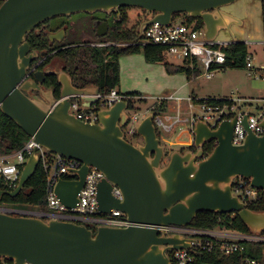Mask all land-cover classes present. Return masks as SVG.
Instances as JSON below:
<instances>
[{
    "label": "water",
    "instance_id": "95a60500",
    "mask_svg": "<svg viewBox=\"0 0 264 264\" xmlns=\"http://www.w3.org/2000/svg\"><path fill=\"white\" fill-rule=\"evenodd\" d=\"M238 0H5L0 6V109L30 137L51 153L82 162L76 179L59 177L56 196L68 209L78 202L90 166L104 173L98 186V210L125 213L126 226L98 225L96 232L73 219L44 218L41 214L4 209L2 197L17 195L35 173L40 157L34 151L26 161L14 190H6L0 173V258L14 264H172L169 249H190L180 234L160 233L156 225H188L201 211L238 213L251 231L264 232V211L251 210L233 194L232 182L242 176L251 185L264 189V134L257 135L243 118L247 137L243 144L232 142L237 117L211 128L202 119L194 123V148L172 152L169 162L161 143L153 113L136 128L142 138L133 143L124 126L129 121V102L118 100L98 111V122H86L69 112L72 97L83 107L98 102L97 86L78 87L64 70L58 73L60 98L42 83L50 71L38 70L36 80L28 70L40 55L31 51L26 35L42 22L65 15L95 13L99 10L137 7L145 11L140 27L159 22L167 25L174 15L184 13L202 19L205 37L216 39L220 30L242 24L224 9ZM264 4V0H259ZM104 21L99 36L108 33ZM65 31L50 33L61 40ZM45 54V53H43ZM38 89L42 96L26 91ZM264 126V120L262 121ZM211 152L204 147L211 141ZM117 186L121 196L114 194Z\"/></svg>",
    "mask_w": 264,
    "mask_h": 264
},
{
    "label": "built area",
    "instance_id": "2783aa9c",
    "mask_svg": "<svg viewBox=\"0 0 264 264\" xmlns=\"http://www.w3.org/2000/svg\"><path fill=\"white\" fill-rule=\"evenodd\" d=\"M5 1V0H4ZM184 13L174 15L171 23L164 25L155 22L146 26L142 33L138 32V37L131 40H100L91 43L93 46H120L133 47L145 46L148 44H158L166 47V53L169 58H174L179 62L186 60L196 61L202 69L201 75L212 77L215 72L221 69L226 62V48L238 40L219 41L217 39L208 40L205 37V28L197 26V19L190 21ZM246 42V41H245ZM247 44L251 42H246ZM264 44V41L261 42ZM250 53L247 56V67H253ZM98 102L92 107H83L80 97H72L69 112L77 118L86 122H98V111L110 107L118 100L125 99L122 93L112 89L109 93H99ZM169 100L180 103L183 98L173 94L165 97ZM191 101L194 99L189 98ZM221 99V98H214ZM230 103L212 102L209 98H204L202 102L196 103L202 107L201 115L182 118L178 112L176 115H155L156 127H164L166 131H172L175 126L185 120L189 122L191 130L197 119H202L211 128L215 129L225 119L237 117L234 128L232 142L235 145H241L247 137V129L243 124L245 114H248V123L250 128L257 134H264V104L256 106L257 111L251 113L243 108L244 100L240 97H228ZM163 116L167 119L164 121ZM134 132V129L130 131ZM215 141V140H214ZM215 141V145H216ZM36 151L44 166L49 169L48 177V207L50 211L40 213L42 216L58 217L62 219H73L76 221H85L91 225H113L126 226L128 221L125 213L120 210H112L109 214L100 213L98 210V186L105 176L97 167L90 166L86 175V181L83 189L78 195V202L72 209H68L61 203L60 199L54 192V187L59 177L66 175L69 179L78 177V170L82 162L74 158L51 153L49 156L41 144L35 141L34 137L26 144L7 155H0V173L3 176V184L10 187H16L29 156ZM50 157H52L50 159ZM17 162H13V159ZM233 194L238 196L241 201L248 205L253 201L264 199V189L251 185V180L242 176L236 177L232 182ZM113 192L116 196H121L120 189L115 186ZM160 233L165 232L167 235L180 234L191 243L190 249H169L168 256L172 264H189L194 259V253L197 250L218 251L221 257H231L241 255L245 252L247 245L263 244L262 254L260 257H247L242 262L233 264H264V232L240 231L224 227H199L191 224L188 225H156ZM0 264H8L4 259Z\"/></svg>",
    "mask_w": 264,
    "mask_h": 264
},
{
    "label": "trees",
    "instance_id": "16d2710c",
    "mask_svg": "<svg viewBox=\"0 0 264 264\" xmlns=\"http://www.w3.org/2000/svg\"><path fill=\"white\" fill-rule=\"evenodd\" d=\"M4 0H0V6ZM120 20L110 24V30L113 40H131L138 37L139 27H127L126 22L128 15L127 8H121ZM145 13V11H144ZM190 21L193 18H188ZM197 26L204 27L202 19H197ZM55 26H52V29ZM26 40L29 42L31 49L39 53L45 52L47 62H51L54 57L64 62V68L69 74L77 80L78 87L97 86L100 93L107 94L112 89H116L120 83V66L119 58L124 53H133L140 50V46L120 47V46H93L84 45V41H71L65 44L52 43L47 34L28 33ZM226 62L221 66L225 68H244L247 67V56L249 53L248 44L245 41L238 40L230 44L226 49ZM143 54L148 61L163 62L169 72H184L188 80H192L202 74L201 67L196 61L189 60L174 63L166 53V47L158 44H148L143 46ZM95 66H92V65ZM46 86L55 88L56 96L60 97V84L57 74H51L46 81ZM119 91V90H118ZM120 92V91H119ZM121 93V92H120ZM126 96L129 106H133L134 98L141 93L133 91L122 93ZM210 101L218 103H230L229 99H214L209 97ZM204 99H195L196 103ZM164 108L159 107V111ZM160 113V112H159ZM157 111L155 114H159ZM30 136L10 117L0 109V155L14 153L22 148ZM215 147V141L207 143L204 147L205 152L209 153ZM184 149V148H182ZM52 156L50 152H47ZM52 157H50L51 159ZM48 177L47 169L41 161L35 173L26 182L23 189L15 196L6 193L2 197L3 204L11 205H29L37 206L44 211H50L48 207ZM62 178L69 179L63 175ZM6 190H14L15 187L3 185ZM253 211H264V199L253 201L247 205ZM47 219V218H46ZM86 224L94 233L96 226L85 221H78ZM192 225L199 227H224L240 231H251L250 228L242 221L238 213H218L213 211H201L194 218ZM263 244H249L245 252L241 255L231 257H221L218 251L197 250L194 253V259L189 264H233L242 262L247 257H260L262 254ZM4 259L8 264H14L8 258Z\"/></svg>",
    "mask_w": 264,
    "mask_h": 264
},
{
    "label": "rangeland",
    "instance_id": "374dc122",
    "mask_svg": "<svg viewBox=\"0 0 264 264\" xmlns=\"http://www.w3.org/2000/svg\"><path fill=\"white\" fill-rule=\"evenodd\" d=\"M126 8L127 27H138L148 18L145 16L144 10L140 8ZM224 9L242 21V24H232L231 29L238 40L251 42L248 44V49L254 66L251 68H223L215 72L212 77L200 75L188 80L184 72H169L163 62L148 61L143 54V46H140L139 51L122 54L119 58L120 83L116 90L123 93L133 91L141 93L133 99V106L127 110L129 121L124 126L127 139L133 143L142 141V138L136 133V128L151 113L156 116L165 114L171 116L179 112L183 119L193 115H201L202 107L196 104L194 100L189 99L192 91L202 97H240L244 100L243 108L251 113L257 111L256 106L264 104V44L261 43L264 41V4L259 0H238L225 6ZM77 17L78 15L72 16L73 19ZM71 37L73 38L71 31H69L65 41ZM82 39L91 44L100 40L112 39V37L111 33H107L100 38L93 37L91 39V37L84 36ZM216 39L230 41L234 38L230 30L222 29ZM170 59L174 63H179L174 58ZM59 63V60L54 59V64L58 69H60ZM61 71L58 70V73ZM170 94L181 97L183 100L178 103L165 98ZM180 104L181 108L179 107ZM159 107L164 108V110L159 111ZM156 111L160 114H155ZM163 119L167 121L164 116ZM132 129H134L133 133L130 132ZM157 130L161 143L166 149L163 165L169 162L172 152L177 150H184L185 152L190 147L194 148V135L189 130V122L185 120L178 123L170 132L166 131L163 126ZM12 161L17 162V159L14 158ZM19 207L44 211L37 206L19 205Z\"/></svg>",
    "mask_w": 264,
    "mask_h": 264
},
{
    "label": "flooded vegetation",
    "instance_id": "af4514ba",
    "mask_svg": "<svg viewBox=\"0 0 264 264\" xmlns=\"http://www.w3.org/2000/svg\"><path fill=\"white\" fill-rule=\"evenodd\" d=\"M120 9L121 8L114 9V10H105L104 9V10H99L95 13H77V14H71V15H65V16H59V17L51 18V19H48V20L42 22L33 31L38 35H40L41 33L47 34L48 38H49L50 33H58L59 34L61 30H64L65 36L61 40H59V39L51 40L50 38H49V40L54 44H56V43L65 44V43H68L71 41L80 40V41L85 42V43H83L84 45H91L87 41L82 39V37L87 36V37H91V39L93 37H96V38L103 37V36L98 35L99 27L102 25V23L104 21H106L108 23V27H109L108 32H109L110 24L112 22H116V21L120 20V17H119ZM74 15H78V17L73 19L72 16H74ZM52 26H55L53 28H56V27L57 28L52 29ZM33 31H32V33H33ZM69 31H71V36H73V38L71 37L68 41H65L66 36H67ZM80 35L82 36L81 38H80ZM31 51H36V50L31 49ZM43 53H45V52L39 53L40 55L33 62L32 66L29 68L27 78L30 80H36V78H37L35 75L36 71H38V70L50 71L47 74H45V77H44L43 83H42V88L43 89H53L54 90V97L56 99H59L60 97L58 98L56 96L55 88L52 86H46V81H47V78L51 74H57V76H58V70L66 71L64 68V62L61 59L56 58V57H54L51 62H47L46 60H47L48 55L46 53L45 54H43ZM54 59L60 61V63H59L60 69L56 68V66L54 64ZM66 72L69 74L68 71H66ZM72 81H73L74 85H77V80L74 79L73 77H72ZM26 93L30 96H33V95H37L39 97L42 96L41 92L35 88L28 89L26 91ZM82 103H83V101H82ZM181 151H184V150H181ZM2 205H4V204H2Z\"/></svg>",
    "mask_w": 264,
    "mask_h": 264
},
{
    "label": "crops",
    "instance_id": "0c3cea01",
    "mask_svg": "<svg viewBox=\"0 0 264 264\" xmlns=\"http://www.w3.org/2000/svg\"><path fill=\"white\" fill-rule=\"evenodd\" d=\"M119 91H120V90H119ZM120 92H121V91H120ZM121 93H123V92H121ZM170 95H171V94H170ZM189 97L192 98V99H194V101H195V99L209 98V97H202V96H200V95H197V94H195V92H193V91H192V93H190ZM211 98H214V97H211ZM180 103H181V102H180ZM178 106H179V105H178ZM191 106H193V104H191ZM179 107L181 108V104H180ZM174 108H176V107H174ZM166 113H167V112H166ZM159 114H160V113H159ZM189 130H191L190 126H189ZM191 132H192V130H191ZM171 149H173V148L171 147ZM1 207L4 208V209H18V210H24V211H28V212H32V213H38V214H40V213H42V212L46 213V211H43V210H28V209H22V208H20V207L17 206V205H11V204H4V205H1ZM43 217H44V218H49L50 216H48V215H44Z\"/></svg>",
    "mask_w": 264,
    "mask_h": 264
}]
</instances>
